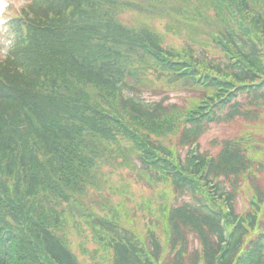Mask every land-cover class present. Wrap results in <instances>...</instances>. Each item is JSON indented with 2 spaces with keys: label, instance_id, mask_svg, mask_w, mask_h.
Masks as SVG:
<instances>
[{
  "label": "trees",
  "instance_id": "trees-1",
  "mask_svg": "<svg viewBox=\"0 0 264 264\" xmlns=\"http://www.w3.org/2000/svg\"><path fill=\"white\" fill-rule=\"evenodd\" d=\"M20 11L0 24V264H264V0Z\"/></svg>",
  "mask_w": 264,
  "mask_h": 264
},
{
  "label": "rangeland",
  "instance_id": "rangeland-1",
  "mask_svg": "<svg viewBox=\"0 0 264 264\" xmlns=\"http://www.w3.org/2000/svg\"><path fill=\"white\" fill-rule=\"evenodd\" d=\"M18 1H20V5H21V4L26 3L28 0H18ZM4 8L9 9V1L8 0H0V21L2 19H4V17L6 16V14H2V12H1V10L4 9ZM5 32H6L5 28L0 26V54L1 55H3L5 42L7 41ZM181 94H183V93H181ZM235 129H236V126L235 127H229L227 125H224V127H221V126L213 127V129H210L208 132H206L204 134V136L202 137V139L200 140V143H199L200 149L202 151H205V150L208 149L210 152L214 153V151H216L215 148L213 149V148H210V146H209V144L213 140V138L215 136L224 137V135L226 136L225 132L234 133ZM262 177L264 179V175L263 174H262ZM241 195L244 198L246 197V193L245 192H243Z\"/></svg>",
  "mask_w": 264,
  "mask_h": 264
}]
</instances>
